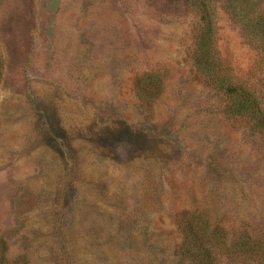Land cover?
Returning <instances> with one entry per match:
<instances>
[{
  "label": "rangeland",
  "instance_id": "rangeland-1",
  "mask_svg": "<svg viewBox=\"0 0 264 264\" xmlns=\"http://www.w3.org/2000/svg\"><path fill=\"white\" fill-rule=\"evenodd\" d=\"M214 9L219 60L264 109V59ZM197 27L179 0H0L8 264H173L194 209L264 231V139L197 82ZM150 74L162 92L141 103Z\"/></svg>",
  "mask_w": 264,
  "mask_h": 264
},
{
  "label": "trees",
  "instance_id": "trees-1",
  "mask_svg": "<svg viewBox=\"0 0 264 264\" xmlns=\"http://www.w3.org/2000/svg\"><path fill=\"white\" fill-rule=\"evenodd\" d=\"M198 17L191 53L197 82L219 98V113L242 126L252 137L264 139V109L249 88L232 82L216 50L214 5L219 4L239 28L244 42L264 59V11L260 0H179ZM156 75L134 82L136 98L152 104L161 94ZM180 242L173 264H264V231L257 226L226 224L205 211H181L175 216ZM7 246L0 237V264H8Z\"/></svg>",
  "mask_w": 264,
  "mask_h": 264
}]
</instances>
